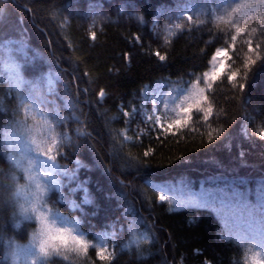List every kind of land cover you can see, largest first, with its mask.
<instances>
[{
  "label": "trees",
  "instance_id": "16d2710c",
  "mask_svg": "<svg viewBox=\"0 0 264 264\" xmlns=\"http://www.w3.org/2000/svg\"><path fill=\"white\" fill-rule=\"evenodd\" d=\"M248 2L256 0H6L0 18V68L11 52L28 90L53 100L47 103L48 115L60 136L70 138L64 140L66 157L60 160L79 166L78 180L89 202L84 203L83 191L66 193L68 188L60 203L54 194L47 201L54 198L58 210L66 212L73 200L77 209L70 217L89 242L111 243L107 233H120L132 212L154 236L165 264H180L183 258L188 264H231L233 256L238 258L215 238L213 215L193 227L197 212L160 201L155 185L185 181L193 190L230 194L236 189L246 193L249 202L257 201V190L264 185V63L251 66L239 92L221 81L219 90L215 85L208 90L213 116L217 107L223 112L218 125H211L218 132L212 143L209 127H201L204 122L195 109L188 126L166 136L141 114L150 113L152 104L146 99L162 91L165 99L158 107L164 123L177 118L172 109L191 93L204 71H211L210 57L223 43L220 36L231 29L224 21L234 19L248 31L259 25L258 17L243 15V10L229 16L237 4ZM188 16L193 19L188 21ZM177 24L183 29H176ZM90 31H96V41ZM156 51L166 54L167 61L150 55ZM125 53L131 54V61L123 59ZM49 72L59 75L54 90L46 84ZM3 87L0 82V182L6 185L7 203L0 204V264H13L15 246H27L38 223L20 216L10 195L11 175L22 173L9 160L4 140L8 113L3 110ZM100 87L108 96L97 102ZM125 107H133L127 126L121 115ZM118 132L132 139L123 141L121 135L117 140ZM85 259L88 264H143L123 254L101 261L93 249L87 257L73 256L71 264Z\"/></svg>",
  "mask_w": 264,
  "mask_h": 264
},
{
  "label": "snow or ice",
  "instance_id": "6c2138e0",
  "mask_svg": "<svg viewBox=\"0 0 264 264\" xmlns=\"http://www.w3.org/2000/svg\"><path fill=\"white\" fill-rule=\"evenodd\" d=\"M5 3L6 0H0V18L5 14ZM242 10L243 15L258 17L259 25L251 27V30L248 31L247 28L242 27L234 19L224 21L231 25V29L220 36L223 43L221 46L216 47L214 54L210 57L211 71H204L202 79L193 84L191 93L184 96L181 103L172 109L173 112H176L177 118L165 124L164 119L166 117L159 114L155 103H153L149 111L156 114L149 115L148 121L159 132L160 136L176 135L182 127L188 126L189 121L192 119L193 109L199 113L197 119L201 117L203 119L204 124L201 127H209L207 132L208 143H212V137L218 135V132L212 129L211 125H218L219 116L223 115V112L217 107V114L215 117L213 116V107L208 103V90L213 89L214 85L219 90L220 84H217V81H221L225 86L230 84L239 92L245 87L251 66L256 64L257 61L264 63V0H256V3L237 4L232 8L229 16L231 17ZM247 10H251V12ZM192 19V16L187 17L188 21ZM220 19L223 20L224 18L221 17ZM96 23L97 21L94 19L92 27H95ZM175 28L182 30L183 26L177 24ZM245 32H247V35H242ZM90 38L92 41L97 40L96 31H90ZM140 39V37H137V40ZM150 55H155L160 62H165L168 59V56L160 51L150 52ZM123 59L131 61V54L125 53ZM229 62H231V66H229ZM201 84H203V87L200 86ZM85 91L89 90L86 89ZM95 96L98 97L97 102L104 101L108 96V90L100 87ZM212 99L215 102L214 96ZM24 106L27 107L26 104ZM164 109H167V105L164 106ZM132 112L133 107H125V110L121 113L126 126L130 125ZM55 116L58 119L59 113H55ZM16 127L21 135H28L30 144L34 148L26 144L25 154L21 158L9 157L13 166L22 173V175L15 173L11 175V184L15 188L12 196L19 206L20 216L26 220L34 218L38 223V227L31 235L30 243L27 246H15V251L12 252L13 264H62V262L68 261V256L63 254V250L68 249L85 257H87L89 250L93 249L99 260L110 261L113 254L108 253V249L103 244L97 245L94 242H89L83 235L76 234L74 229L56 227L57 217L53 215V208L48 207L44 200L48 187H54L58 183L53 176V172L59 167L56 164V153L59 152L62 146V140L56 135L45 133L34 137L32 133L37 125L30 127L23 121L19 122ZM121 135H123V141L132 139L126 133L121 134L119 132L116 139L120 140ZM260 137L264 138V131L260 133ZM157 138L159 139V136ZM123 141L120 142L123 143ZM32 151H35V156L30 154ZM148 155L149 152L145 151L144 156ZM38 157H44L45 159H39ZM63 170L66 171V169ZM21 178L25 183H19ZM45 181H50V185L44 183ZM167 199L166 195L159 196L160 201H166ZM221 199H226L230 203L236 200L237 203H234V205L245 214L246 230L238 233L241 245L251 244L264 251V185L257 190L256 204L249 203L246 193L236 189H233L230 194L224 192ZM88 202L89 200L85 196L84 203ZM258 215L261 217L260 219H257ZM59 219L62 220L63 217H59ZM144 241L147 242V237L144 238ZM136 243H139V241ZM80 264H88L87 259L81 261Z\"/></svg>",
  "mask_w": 264,
  "mask_h": 264
},
{
  "label": "rangeland",
  "instance_id": "374dc122",
  "mask_svg": "<svg viewBox=\"0 0 264 264\" xmlns=\"http://www.w3.org/2000/svg\"><path fill=\"white\" fill-rule=\"evenodd\" d=\"M9 49V45L7 47ZM13 54L10 52L8 55L4 56V60L2 61L0 68V82L3 83V92H8L9 88L12 87V84L16 83V90L13 93L11 90V96L14 98V108L13 110L7 111L3 104V110L8 113L6 116L3 131H4V140L7 144V147L10 150V156H14L17 159L21 158L25 154V145L27 144L29 147H33L30 144V140L27 134L21 135V133L17 130V124L21 121L28 124L30 127L33 125H37L35 127L32 135L34 137H38L41 133H45L48 135H56L58 138L62 140V145L64 140H69V136L63 138L57 132L52 120L50 119L48 113L49 109L43 107L44 102L48 103L51 100L50 95H46L45 98L39 97L41 95H33L32 93H22L25 90H28L25 80L22 76L21 69L16 61L13 59ZM212 68V64H211ZM10 74V76H9ZM57 82L56 73H49L46 75V83L47 86L55 87ZM29 91V90H28ZM11 97V98H12ZM45 99V100H44ZM165 99L164 92H156L152 93L150 97L146 99V102L155 103L157 107V111L159 112V102ZM9 100L7 97L3 99V101ZM25 101L27 107L22 106L21 112L17 113V107L19 104ZM10 102V100H9ZM12 102V104H13ZM11 113V114H9ZM23 113V114H22ZM22 114V115H21ZM156 113H152L155 115ZM160 114V112H159ZM149 115H151L148 111L144 110L141 114L142 119H147ZM161 115V114H160ZM47 121V123H45ZM50 129V130H49ZM35 156V151L30 153ZM57 160L56 164L59 166L54 172L53 176L58 182L56 186H49L47 194L44 197L45 202L48 207L53 208V215L57 217L56 219V227H68L74 229L76 234H79V230L77 229V224L71 219L70 215H72V211L77 209L76 203L72 200L68 202V208L66 212H61L58 210L56 203H60L59 199H62V195L65 194V188H68L66 193H71L72 191H84L83 198L86 196V191L84 190L83 185L78 182V174L75 170L71 168L69 163H64L60 159L65 158V154L62 152V146L59 149V152L56 153ZM39 159H45L44 157H38ZM51 163V162H48ZM78 161L75 160L74 164L77 165ZM63 169H66L64 171ZM25 182V181H24ZM44 183L50 185V181H45ZM74 184V185H72ZM162 195H166L168 197L167 201H170L171 205L176 207H190L197 212L193 220V227H197L199 224H203L207 222L209 218L214 216V236L218 242L222 244H227L230 248L231 254H238V258L241 256L242 249L249 248L248 244H244L243 246L239 241L233 242V240L237 237V233L235 234H227V231H237L241 233L246 230L247 224L245 219V214L237 208L234 203H237L236 200H233L230 203L226 199H221L223 196L219 194H205V193H192L189 190H185L183 187L176 186H162L161 187ZM54 194V198H51L49 202L47 201ZM57 194V195H56ZM58 199V200H57ZM169 203V202H168ZM256 202L251 204H256ZM184 206V207H183ZM59 217H63V219H59ZM261 217L258 215L257 219ZM33 220H35L33 218ZM122 233V234H121ZM122 236L119 239L118 236ZM107 237L111 239V243L108 242H99V244H103L105 248L108 249V253L113 254L111 256L114 257L117 254L127 255L128 257L134 258L139 263L143 264H165L163 260V256L161 253L160 246L156 242L154 236L149 231L146 224L143 220L135 213H129L126 218V224L123 229L120 231H112L107 234ZM147 237V242L144 241V238ZM139 241V243H136ZM240 252V253H239ZM198 253V252H197ZM196 253V254H197ZM63 254L68 256V261H64L62 263L71 264L72 257L78 255L77 253L68 250H63ZM230 254V255H231ZM232 257V255H231ZM235 257V256H233ZM231 258V264H240V260L238 258ZM77 258V257H75ZM62 260V258H61ZM205 264L208 263L207 260H203ZM180 264H188L186 258L181 259Z\"/></svg>",
  "mask_w": 264,
  "mask_h": 264
},
{
  "label": "clouds",
  "instance_id": "9594fccd",
  "mask_svg": "<svg viewBox=\"0 0 264 264\" xmlns=\"http://www.w3.org/2000/svg\"><path fill=\"white\" fill-rule=\"evenodd\" d=\"M19 183H25L21 178ZM6 188V185L3 182H0V204H6V198L3 193ZM15 188L12 190L10 195L13 194ZM240 264H264V251L256 248H246L242 249L240 256Z\"/></svg>",
  "mask_w": 264,
  "mask_h": 264
},
{
  "label": "bare ground",
  "instance_id": "6f19581e",
  "mask_svg": "<svg viewBox=\"0 0 264 264\" xmlns=\"http://www.w3.org/2000/svg\"><path fill=\"white\" fill-rule=\"evenodd\" d=\"M9 76H10V74H9ZM12 87H10L8 90L10 91H14V90H16V83L15 84H12L11 85ZM9 91L8 92H5V98L7 97L9 100H10V102H9V100H6V101H4L3 102V104H4V107H5V109L7 110V111H12L13 110V108H14V102H13V100H14V98L11 96V93H9ZM12 97V98H11ZM12 102H13V104H12ZM25 104H22L21 105V107L22 106H24ZM21 107H20V109L18 110V107H17V112H21ZM4 109V108H3ZM229 234H235L234 232H232V231H230L229 232ZM237 241H239V238H238V235H237V237L233 240V242L235 243V242H237ZM249 246H250V248H256V249H260L258 246H253V245H251V244H249ZM261 250V249H260Z\"/></svg>",
  "mask_w": 264,
  "mask_h": 264
}]
</instances>
